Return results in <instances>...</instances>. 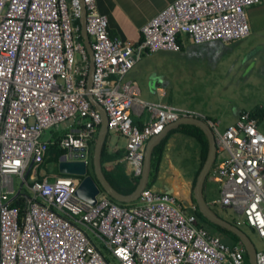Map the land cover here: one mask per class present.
Wrapping results in <instances>:
<instances>
[{
	"label": "built area",
	"instance_id": "2783aa9c",
	"mask_svg": "<svg viewBox=\"0 0 264 264\" xmlns=\"http://www.w3.org/2000/svg\"><path fill=\"white\" fill-rule=\"evenodd\" d=\"M261 2L174 0L134 41L110 35L96 0H0V264H247L241 241L229 244L211 235L199 224L196 205L189 212L173 193L146 187L136 202L121 205L100 192L91 203L77 195L82 176L58 173L51 179L40 170L55 142L53 131L46 139L44 133L63 126L69 130L58 143L66 159L89 163L103 119L90 94L104 107L109 132L126 139L123 160L141 176L150 138L195 114L143 100L129 72L144 53L180 51L178 36L195 43L246 37L247 9ZM84 7L95 64L90 87L80 24ZM144 111L148 120L140 127L133 115ZM210 124L217 156H226L216 159L209 174L219 193L208 203L229 208L237 226H250L264 240V133L258 117L243 110L223 130ZM257 264H264V248Z\"/></svg>",
	"mask_w": 264,
	"mask_h": 264
},
{
	"label": "crops",
	"instance_id": "0c3cea01",
	"mask_svg": "<svg viewBox=\"0 0 264 264\" xmlns=\"http://www.w3.org/2000/svg\"><path fill=\"white\" fill-rule=\"evenodd\" d=\"M172 1L174 0H96V3L98 10L108 18L109 32L112 37L140 41L142 26ZM247 20L250 33L241 39L195 43L186 37L182 39L180 51L161 50L144 54L145 58H150L149 61L152 60L153 63L148 61L145 69L142 70L140 67L139 71L131 76L130 71L129 79L139 86L137 80L141 76H146L149 80L146 89L150 93L145 97L140 86V97L143 100L161 101L189 110L195 114L192 116L199 117L210 127V121L217 122L221 130L236 122L243 110L257 112L258 125L264 133V0L247 9ZM166 62H170L171 73L183 69L188 75L190 74L188 79L191 82L187 81L185 91L186 102L195 103L196 106L183 107L175 103L172 91L176 88L175 94H177L179 83L168 80ZM172 63H175V66ZM199 86H202V89ZM133 116L135 123L139 126H143L148 120L146 111L141 115ZM183 117L185 118L182 116L180 119L182 120ZM197 128L200 127L185 122L169 130L164 138L172 133L165 145L162 158L157 165L153 166L151 163L150 172V175L154 173L157 176L151 188L175 194L189 212L193 211V205H196L193 181L202 163L201 144L189 133ZM200 129L204 132L202 128ZM60 130L67 131L69 127L63 126L58 131ZM113 134L116 135L115 139L107 140L106 146L109 152L125 150L126 139L115 132ZM205 136L207 138L206 133ZM120 137L125 139V143L121 142ZM192 141H195V144ZM190 162H193L192 168L195 167V170L186 172L185 167L190 166ZM40 172L41 174L46 172L45 168L41 167ZM56 174L58 173L52 175L53 178ZM222 210L228 212L229 208H222Z\"/></svg>",
	"mask_w": 264,
	"mask_h": 264
},
{
	"label": "water",
	"instance_id": "95a60500",
	"mask_svg": "<svg viewBox=\"0 0 264 264\" xmlns=\"http://www.w3.org/2000/svg\"><path fill=\"white\" fill-rule=\"evenodd\" d=\"M81 24V35L83 38V43L87 49L90 58V73L88 77V86H91L92 75L95 70L93 49L91 44L90 36L86 29V9L83 8V13L80 18ZM89 99L96 105L97 109L102 114V123L98 130L96 139L94 141L93 151L90 154V161L86 163L85 160H67L66 154L63 153L60 156V161L58 163L59 172L65 175H79L82 176V180L77 188V195L81 198L91 202L96 203L97 195L100 192H103L110 196L112 199L118 201L119 203H133L136 202L142 193V191L148 187L150 182V172H151V163L152 155L155 146L165 137L166 133L173 129L174 127L179 126L181 123H190L199 126L204 130L207 135L209 148L207 157L197 175L194 187H193V196L198 206L199 211L202 215L214 225L220 226L231 233H234L238 236L239 240L243 243L247 250V256L249 264H257V252L258 249L254 241L249 237V235L237 226L235 223L230 220L222 217L218 214L208 203L206 196V184L209 180V174L216 162L217 159V146L215 141V134L213 129L202 119L196 116H185L183 119H179L174 123H171L165 127V129L157 135H154L147 142L145 149V158H144V168L143 173L140 177L138 185L131 193H123L115 188L112 183L106 177L103 164H102V153L104 147H107V140L109 138L108 130V116L104 107L99 104L95 98L89 94ZM108 149V148H107ZM109 151V150H108ZM81 156L85 157V153ZM92 167L93 174L89 173V168ZM164 192V191H163Z\"/></svg>",
	"mask_w": 264,
	"mask_h": 264
},
{
	"label": "trees",
	"instance_id": "16d2710c",
	"mask_svg": "<svg viewBox=\"0 0 264 264\" xmlns=\"http://www.w3.org/2000/svg\"><path fill=\"white\" fill-rule=\"evenodd\" d=\"M78 23H79V21H78ZM178 40H179V42L182 43L181 36H178ZM253 113L255 115L256 114L258 115L257 112L256 113L253 112ZM65 132L66 131H62V130H60V131L53 130V139H54L55 142L50 145V148L48 150V155H47L44 163L41 165V167H45L47 165V163L51 162V161L57 163L58 160H59V157L63 153L66 152L65 149L61 148L59 146V143H58L60 137ZM171 133L168 136H166V138H164L155 147L154 152H153V158H152V165L153 166L157 165L160 162V159L162 158V154H163L165 145H166ZM189 133L191 135L195 136L198 139L199 143L201 144V148H202V163H201V167H202V165H203V163H204V161L206 159V156H207V153H208V148H209L207 138L205 136V133L200 128H197L195 131H191ZM93 146H94V141L91 143V148H93ZM124 155H125V150L124 149L117 150L116 152H109L107 147H104L103 153H102V164H103L104 173H105L106 177L108 178V180L112 183V185L115 188H117L119 191L128 194V193H131L132 191H134V189L138 185V182H139L141 176L135 175L134 166H133V164L130 161L122 160ZM201 167H200V169H201ZM200 169H199V171H200ZM199 171L195 175V179L193 181V186L195 184V181H196V178H197V175H198ZM89 173H91V172H89ZM91 174H93V173H91ZM156 179H157L156 174L151 173V178H150V182L148 184V187H152L155 184ZM206 186H207V184H206ZM24 191L26 193H29L27 189H24ZM21 201H22V199L16 200L15 204H18ZM194 201H195V199H194ZM195 203H196V201H195ZM120 204L121 205H127L128 203H120ZM195 213H196V215L198 217L200 225L205 227L206 225L204 223H209L214 228H218L222 233L224 232L226 234V237L224 238V240L229 242V244H235V243L240 241L238 236L235 235L234 233H231L230 231H228V230H226V229H224V228H222L220 226L214 225L213 223L208 221L202 215V213L199 211L197 204H196ZM234 222H235V220L233 219V223ZM246 262H247V264H249L248 256L246 257Z\"/></svg>",
	"mask_w": 264,
	"mask_h": 264
},
{
	"label": "rangeland",
	"instance_id": "374dc122",
	"mask_svg": "<svg viewBox=\"0 0 264 264\" xmlns=\"http://www.w3.org/2000/svg\"><path fill=\"white\" fill-rule=\"evenodd\" d=\"M144 54L146 55V53H144ZM145 55L142 56L143 58L140 59L139 63L135 66V68L133 70H131V72L129 74L130 76L133 75L136 71H139V68L140 67H142V70H143L148 65V61H149L150 58L149 59H146L145 58ZM76 56L78 57V54H76ZM149 63L152 64L153 63L152 60H150ZM172 65L175 66V63H172ZM181 65L184 66V64H181ZM165 67L168 70V73H167L168 74V77H169L168 80L169 81L171 80L172 82H175V83H179L177 94H175L176 88H175V91L174 90L172 91V98L174 99L175 103L178 104V105H181L183 107L196 106L195 103H188V102H186V100H187V96L186 95L187 94L185 93V91H186V87H187V81H190L191 82V80L188 79V77H190V74L188 75V73L185 72V70H183V69L182 70L179 69L177 72L171 73L169 71V69H170V62H166L165 63ZM128 78H129V76H128ZM137 81L140 84V86L142 87V89H143V95L145 97L146 95H148L150 93V91L146 89L147 88V83L149 82V80L146 78V76H141ZM155 83L157 84L158 82L156 81ZM199 88L202 89V86H199ZM152 95H154V94H152ZM167 99H168V97H167ZM156 102H158V101H156ZM52 131H53V129L46 130V132L43 135V138L44 139L48 138L52 134ZM109 134L110 135L112 134V135L108 139H110L111 141L113 139H115V136L116 135H114L113 132H111ZM120 138H121V142L122 143H125V139L123 137H120ZM192 142H194V144H195V141H192ZM90 151L92 152L93 151V148H91ZM189 153L190 152H188V154ZM225 156H226V152L219 153L218 156H217V162L222 161V158L225 157ZM193 162L192 163L190 162V166L188 165L187 167H185V171L186 172H188L190 170H191V172H193L195 170V167L192 168ZM44 168L46 170V173L49 175V177L51 179H53V176L52 175L54 173H59V175L65 176V174H62V173L59 172L58 165H56V163L53 162V161L48 162L47 165ZM89 171L91 173H93L92 167L89 168ZM71 176H73V175H71ZM73 177H75L76 180H79V178L81 176L75 175ZM14 180H15L16 187L19 188L20 187V184H21L20 179L15 176L14 177ZM218 193H219L218 192V185L216 183H214L213 181H208L207 182V200L209 202H211L213 199H215V198L218 197ZM210 206L217 213H219L222 217H224V218L230 220L231 222H233V213H232L231 210H229L227 212V210L226 211L225 210H222V208L220 206H217V205H214V204H210ZM204 224L206 225L205 227L207 228L208 232L211 235H215V236L221 237L224 240V238L226 237V234L224 232L222 233L218 228H214L209 223H204ZM240 228L243 229L249 235V237L254 241L257 249L261 250V249L264 248V240H262L258 236V234L256 233L255 230H253L250 226L245 225V224L242 225V226H240ZM227 243H229V242H227ZM104 253L109 257L110 260H112L111 256L106 251H104ZM113 263L114 264H118L117 261L116 262H113Z\"/></svg>",
	"mask_w": 264,
	"mask_h": 264
},
{
	"label": "clouds",
	"instance_id": "9594fccd",
	"mask_svg": "<svg viewBox=\"0 0 264 264\" xmlns=\"http://www.w3.org/2000/svg\"><path fill=\"white\" fill-rule=\"evenodd\" d=\"M209 181V180H208Z\"/></svg>",
	"mask_w": 264,
	"mask_h": 264
}]
</instances>
